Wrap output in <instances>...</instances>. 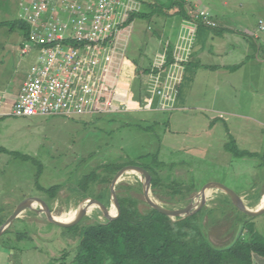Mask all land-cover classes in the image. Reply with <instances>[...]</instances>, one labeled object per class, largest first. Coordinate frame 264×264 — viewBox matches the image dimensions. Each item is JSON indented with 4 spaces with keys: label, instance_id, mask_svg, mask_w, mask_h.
Wrapping results in <instances>:
<instances>
[{
    "label": "rangeland",
    "instance_id": "rangeland-1",
    "mask_svg": "<svg viewBox=\"0 0 264 264\" xmlns=\"http://www.w3.org/2000/svg\"><path fill=\"white\" fill-rule=\"evenodd\" d=\"M123 1L119 0L118 9L126 13ZM17 16L18 0H0L1 22H12ZM137 21L145 25L149 20ZM5 23L0 24V224L20 201L30 197L43 201L55 217L72 208L62 221L72 219L76 207L87 198H95L109 210V185L117 171H109L106 165L129 162L152 169L144 168L150 177L159 178L156 186L150 183V195L165 208L198 204L196 195L210 184H221L236 194L244 192L246 196L241 198L249 208L260 202L264 194V125L257 121L264 123V95L242 101L245 90L237 89L238 105H224L219 117L220 112L200 107L205 103L165 107L169 87L152 82L146 86L145 73L135 72L126 110L73 117H16L9 114L37 53L30 47L23 54L21 29ZM120 34L105 66L103 92L113 90L128 66L127 62L121 67L126 59L117 44ZM146 34L134 28L129 38L127 55L137 58L140 72L151 65L152 54L143 53L150 47ZM206 75L213 80L212 72ZM217 78L222 79V74ZM141 86L144 101L138 99ZM92 172H97L98 180L85 186L84 177ZM142 180L136 171L125 172L115 184V193L117 198H133L144 213L151 206L144 198ZM57 184L61 189L48 200L42 189ZM207 191L203 205L191 214L192 225L200 227L214 246L225 247L238 236L247 238L244 223L252 224L253 231L264 236V212L247 215L222 190ZM90 209L73 224L59 226L37 210L26 208L0 235V264H74L82 229L95 220H105L95 204ZM22 234L24 238L18 239ZM260 259L254 263L262 264Z\"/></svg>",
    "mask_w": 264,
    "mask_h": 264
},
{
    "label": "crops",
    "instance_id": "crops-1",
    "mask_svg": "<svg viewBox=\"0 0 264 264\" xmlns=\"http://www.w3.org/2000/svg\"><path fill=\"white\" fill-rule=\"evenodd\" d=\"M125 2L126 19L118 33L121 34L117 44L120 51L125 53L123 59L126 60L121 62V67L125 68L128 62L120 81L125 86L129 105L130 79L135 77V72L141 73L140 75L145 73L146 86L151 82L169 86L165 107H180L189 102L205 103L200 107L221 114L224 105H231V108L238 105L239 91L245 90L244 95H240L243 96L241 100L247 102L252 101L251 97L256 99V96L264 95V35L255 33L257 19H264V0ZM195 9L206 14L215 25L207 26L201 19L199 22L195 21L190 14V11ZM134 12L144 13V16L124 24ZM142 18L149 21L145 25L140 24L137 19ZM134 28L136 32H147L146 44L150 47L143 53L152 54L151 65L143 69L148 72H140L137 58L135 61L127 55L129 38ZM148 29H151V32ZM167 50L171 52L174 60L160 68L167 58ZM153 69L158 70L152 71ZM208 71L213 73V80L206 75ZM199 73V78L196 79ZM219 74H222V79L217 78ZM233 76L237 77L236 81L232 80ZM139 88L138 99L144 101V88ZM230 97L232 101L228 102ZM257 122L264 125L261 121ZM238 195L246 196L244 192ZM257 255L252 253V261L256 262L257 258H262L260 260H263L264 264V257Z\"/></svg>",
    "mask_w": 264,
    "mask_h": 264
},
{
    "label": "built area",
    "instance_id": "built-area-1",
    "mask_svg": "<svg viewBox=\"0 0 264 264\" xmlns=\"http://www.w3.org/2000/svg\"><path fill=\"white\" fill-rule=\"evenodd\" d=\"M118 2L18 0L17 17L28 26L22 52L27 53L32 47L37 55L9 115L73 117L128 108L120 78L111 92L102 90L111 46L126 19ZM190 14L197 22L201 19L207 26L215 25L196 9ZM255 33L264 35L261 17L257 19Z\"/></svg>",
    "mask_w": 264,
    "mask_h": 264
},
{
    "label": "trees",
    "instance_id": "trees-1",
    "mask_svg": "<svg viewBox=\"0 0 264 264\" xmlns=\"http://www.w3.org/2000/svg\"><path fill=\"white\" fill-rule=\"evenodd\" d=\"M142 16L144 13H131L124 24ZM3 23L0 21L1 25ZM5 24L20 28L24 38L28 36V26L19 18ZM166 57L160 68L174 60L170 51ZM234 153L243 156L241 151ZM106 166L109 171H118L123 165ZM141 166L152 172L148 166ZM96 175L97 172H92L85 176L83 184L88 186L91 180H98ZM158 180L151 176V186H156ZM60 189L61 185L57 184L42 191L51 200ZM117 201L119 213L115 218L95 220L82 229L73 256L74 264H256L252 261V253L264 257V236L253 231L252 224L246 226L244 223L249 233L247 238L238 236L229 245L219 248L200 227L192 225L194 215L172 220L152 207L141 213L133 198L120 197ZM24 236L19 235L18 239Z\"/></svg>",
    "mask_w": 264,
    "mask_h": 264
},
{
    "label": "water",
    "instance_id": "water-1",
    "mask_svg": "<svg viewBox=\"0 0 264 264\" xmlns=\"http://www.w3.org/2000/svg\"><path fill=\"white\" fill-rule=\"evenodd\" d=\"M128 171H136L137 173H139L141 175V177L143 178L142 180V190H143V195L145 200L148 202V204L154 208L155 210L159 211L160 213L169 216L170 218L172 217H186L191 215L192 213H194L195 211H197L201 205H203V203L205 202V192L208 189H220L223 192H225V194H227L230 197L231 202L233 203V205L239 209L240 211H242L243 213L250 215V216H256L259 215L261 213L264 212V201H263V205H261L260 207H254V208H249L247 207L241 196H239L238 194L234 193L233 191H231L230 189H228L227 187L221 185V184H210L207 185L205 187H203L199 193L196 195V197L199 199L198 200V204L194 205L191 204L189 207L187 208H183V209H169V208H165L163 206H161L159 203H157V201H155L153 199V197H151L150 195V183H151V177L150 175L147 173V171L140 165H134V164H127L125 166H122L113 176L110 185H109V193H110V208H114V213H110V209H106L103 204L101 202H99L98 200H96L95 198H87L86 201L81 202L77 207H76V212L75 215L72 219L67 220V221H61L55 218V216L52 214V212L48 209V207L45 205V203L43 201H41L38 198H34V197H30V198H26L22 201H20V203H18L13 211L10 213V215L7 217V219H5V221L0 225V235L7 229V227L9 226V224L19 216V214L25 210L26 208H33L35 210H37L40 214H43V217L49 221L52 222L56 225L59 226H69L70 224H73L75 222V219H78L82 214H86L87 213V208L92 205L95 204L97 207H99L100 211L102 210V215L106 220H111L113 218H115L117 216V213H119V205H118V201H117V196L115 193V184L117 182V180L119 179V177ZM41 214V215H42ZM71 221V222H70Z\"/></svg>",
    "mask_w": 264,
    "mask_h": 264
},
{
    "label": "bare ground",
    "instance_id": "bare-ground-1",
    "mask_svg": "<svg viewBox=\"0 0 264 264\" xmlns=\"http://www.w3.org/2000/svg\"><path fill=\"white\" fill-rule=\"evenodd\" d=\"M210 193V191H206L205 192V195H207V194H209ZM263 201H264V194L262 195V197H261V200H260V202L256 205V207H259L260 205H262L263 204ZM72 209V208H71ZM71 209H69L67 212H65V214L63 215V216H61V217H55L56 219H58V220H63V219H65L70 213H71ZM89 212H91V209H90V206L87 208V213H89ZM110 213H114V208L112 207V208H110V211H109Z\"/></svg>",
    "mask_w": 264,
    "mask_h": 264
},
{
    "label": "flooded vegetation",
    "instance_id": "flooded-vegetation-1",
    "mask_svg": "<svg viewBox=\"0 0 264 264\" xmlns=\"http://www.w3.org/2000/svg\"><path fill=\"white\" fill-rule=\"evenodd\" d=\"M34 198H35V197H34ZM47 199L49 200V198H47ZM13 209H14V208H13ZM3 222H4V221H3ZM3 222H2V223H3ZM2 223H1V224H2ZM1 224H0V225H1Z\"/></svg>",
    "mask_w": 264,
    "mask_h": 264
}]
</instances>
